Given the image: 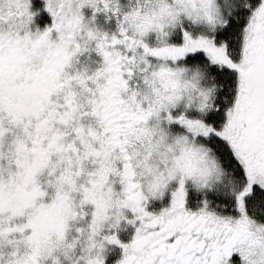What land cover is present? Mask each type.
<instances>
[{
  "label": "snow or ice",
  "instance_id": "6c2138e0",
  "mask_svg": "<svg viewBox=\"0 0 264 264\" xmlns=\"http://www.w3.org/2000/svg\"><path fill=\"white\" fill-rule=\"evenodd\" d=\"M5 8L13 27L0 32V264H105L109 246L118 249L109 264H264V0H0V23ZM85 41L109 82L71 113L69 130L49 81L71 70L42 53L59 49L71 63ZM45 116L52 128L36 135L49 160L12 191L7 178L19 183L20 149ZM97 119L98 140L85 127ZM53 133L63 135L45 149ZM133 134L204 148L195 187L166 171L152 186L136 183L124 166L135 161L103 147ZM68 139L80 171L73 164L72 192L53 196L66 187L56 179L64 165L52 160ZM57 206L56 223L42 224L40 213Z\"/></svg>",
  "mask_w": 264,
  "mask_h": 264
},
{
  "label": "clouds",
  "instance_id": "9594fccd",
  "mask_svg": "<svg viewBox=\"0 0 264 264\" xmlns=\"http://www.w3.org/2000/svg\"><path fill=\"white\" fill-rule=\"evenodd\" d=\"M125 4H135V0H124ZM4 22L0 23V32L5 34L10 28L13 27V22L7 17V9L4 11ZM137 21L133 20L132 24H136ZM19 27V22H16ZM25 30H27V27ZM37 26H32V31H35ZM69 35L71 33L69 32ZM77 47L82 48L81 55L76 57L75 61L69 62V57L59 49H53L51 52L47 48L44 49L42 55L50 57L55 63L62 64L63 67L61 71L70 69V74L65 71V76L62 80L57 81L54 85L49 84L52 88V94L58 97L59 101H62L67 107V120L62 125L66 129L72 128L73 118L71 113L75 110L81 108L83 105L88 104L92 100V93H101L103 89V84L100 83V79L103 78V83L107 84L109 78L106 76V66L103 62V57L100 60H96L92 55V52L88 51L87 42L83 44H77ZM92 51H95V46H93ZM25 71H28V68H25ZM39 71V70H38ZM45 74L52 75L49 69H43ZM59 75V73H55ZM54 79V76H53ZM115 84V81H112ZM135 87V81L133 82ZM147 87H154L149 84ZM163 87V85H161ZM139 90V89H137ZM110 97V93H109ZM95 103V101H93ZM104 101H100L103 103ZM53 104L57 101H52ZM129 111L131 108L129 105H125ZM100 124V120L97 119L95 122H89L85 127L88 129V135L92 139H97L95 128ZM52 128L50 119L48 116H45L43 119L36 121L33 126V135L31 136L30 146L26 148H21L19 152L18 167L19 171L16 172V178L19 183L12 181L11 176L7 178L6 183L12 185V191L20 188L29 179L31 171L33 169L34 163L43 157L45 163L49 160V157L45 152L40 150L39 139H43L47 135V131ZM5 131H8L5 128ZM36 133H39V139L37 138ZM123 135V133H121ZM61 135L63 134H52V139L48 141V144L45 145V149L51 147L54 140H60ZM100 135H103L101 131ZM124 144H127V148L123 147ZM72 140L68 139L62 141L60 148L63 149L62 153L57 151L55 159L52 160L54 166L59 167L61 164L64 165L63 171L59 173V176L56 177L58 181L62 179L63 185L66 187L61 188L59 185L53 189L52 195L54 196L56 192H63L65 194L73 191L74 184V174L71 169L73 164H75L76 172L80 171V165L78 161H73L69 156V149L71 148ZM89 149H92L91 143L88 145ZM106 148L108 153H112L113 147L118 148L121 155H123L125 160H134L135 166L124 165L128 169L129 177H137L136 183H143L145 187L154 185L157 181L159 173L166 171L168 173H181L187 174L193 177V186L195 187V178L199 175L200 171L204 168L206 161L201 157L200 153L205 151L201 146H193L191 144H186L183 141L176 140L175 138L165 140L161 142L159 138L153 139L151 136L132 135L131 139H125L123 141H116L112 145L103 146ZM5 152H8L7 140L5 141ZM72 156H75V150H72ZM107 158V157H105ZM17 162V161H14ZM51 169L49 170V174ZM44 184H49L47 176L43 180ZM83 181H81V186ZM9 188H5V194ZM46 191V190H45ZM27 195V194H26ZM48 204L53 203V199L50 197L47 201ZM43 204V200H42ZM39 207V206H38ZM62 214V209L57 206L54 208H45L40 213L41 223L46 226H52L59 219V216ZM57 240L50 241L52 244L57 243ZM76 236L72 237V240H75ZM49 240V235L45 231L43 240ZM83 250L82 248L80 249ZM60 259L62 261H67L63 251L60 252ZM67 264H74V262H67Z\"/></svg>",
  "mask_w": 264,
  "mask_h": 264
},
{
  "label": "flooded vegetation",
  "instance_id": "af4514ba",
  "mask_svg": "<svg viewBox=\"0 0 264 264\" xmlns=\"http://www.w3.org/2000/svg\"><path fill=\"white\" fill-rule=\"evenodd\" d=\"M40 23L42 26L43 22ZM116 256H118V249L115 246H109V250L106 254L105 264H109L110 260L114 259Z\"/></svg>",
  "mask_w": 264,
  "mask_h": 264
},
{
  "label": "rangeland",
  "instance_id": "374dc122",
  "mask_svg": "<svg viewBox=\"0 0 264 264\" xmlns=\"http://www.w3.org/2000/svg\"><path fill=\"white\" fill-rule=\"evenodd\" d=\"M119 235V234H118Z\"/></svg>",
  "mask_w": 264,
  "mask_h": 264
}]
</instances>
